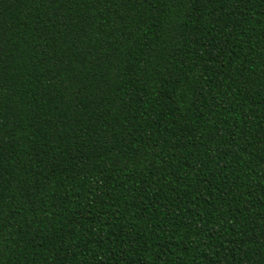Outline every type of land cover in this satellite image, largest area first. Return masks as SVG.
I'll use <instances>...</instances> for the list:
<instances>
[{
  "label": "trees",
  "instance_id": "trees-1",
  "mask_svg": "<svg viewBox=\"0 0 264 264\" xmlns=\"http://www.w3.org/2000/svg\"><path fill=\"white\" fill-rule=\"evenodd\" d=\"M0 264H264V0H0Z\"/></svg>",
  "mask_w": 264,
  "mask_h": 264
}]
</instances>
